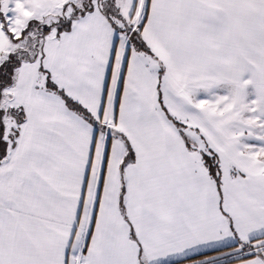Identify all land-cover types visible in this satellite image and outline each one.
I'll return each mask as SVG.
<instances>
[{"label": "snow or ice", "instance_id": "obj_1", "mask_svg": "<svg viewBox=\"0 0 264 264\" xmlns=\"http://www.w3.org/2000/svg\"><path fill=\"white\" fill-rule=\"evenodd\" d=\"M0 264H264V0H0Z\"/></svg>", "mask_w": 264, "mask_h": 264}]
</instances>
